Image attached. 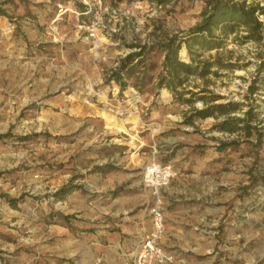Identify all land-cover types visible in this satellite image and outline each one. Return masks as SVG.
<instances>
[{"label": "rangeland", "instance_id": "rangeland-1", "mask_svg": "<svg viewBox=\"0 0 264 264\" xmlns=\"http://www.w3.org/2000/svg\"><path fill=\"white\" fill-rule=\"evenodd\" d=\"M76 2L88 6L86 17ZM0 9V264H76L78 251L87 252L82 236L110 219L149 212L152 227L159 204L165 230L169 202L190 205L180 213L191 218L196 205V245L215 255L213 264H264V185L250 182L264 177V128L259 146L254 137L247 143L213 127L222 117L185 123L189 106L166 89L120 92L106 80L121 57L138 50L133 44L188 32L201 19L203 0L165 7L155 0H0ZM232 37L201 55L233 64L212 67L204 94L239 104L230 115L240 116L256 77L252 108L264 127V39ZM179 56L188 61L185 49ZM151 57L159 63L161 53ZM200 84L191 78L187 88ZM232 139L238 143L217 150ZM151 162L175 170L156 191L143 184Z\"/></svg>", "mask_w": 264, "mask_h": 264}, {"label": "trees", "instance_id": "trees-1", "mask_svg": "<svg viewBox=\"0 0 264 264\" xmlns=\"http://www.w3.org/2000/svg\"><path fill=\"white\" fill-rule=\"evenodd\" d=\"M131 2L134 0H109V3ZM204 9L201 12L200 21L195 24L183 35L167 34L163 32L161 36L144 43L133 44L138 50L128 53L118 60L117 65L110 70L106 80L113 81L122 92L128 86L133 87L139 92L150 87L153 92L166 89L171 99L180 104L189 106V111L185 117V123L192 124L193 120L214 117L222 119L217 120L213 125L215 129L221 132L236 134L247 143H254L259 146L262 143V119H259L257 113L252 108V102L255 100L253 95L258 85L257 78L254 77L248 85L246 97L250 100L247 110L242 115H230L239 109V104L235 102L214 103L216 98L206 96L205 83L208 81V75L216 74L212 67L231 69L233 64L223 62L219 54L215 56L214 61L206 57H201L202 53L223 48L226 40L233 35L232 40L236 43L246 41L260 42L264 39V6L258 3H246L245 0H203ZM156 4L165 7L169 0H155ZM75 8L81 14V17L89 13L88 6L81 2L75 3ZM0 9V15L4 14ZM185 49L188 61L180 58L179 53ZM161 53L159 63L153 62L152 54ZM264 67L262 62L258 69ZM191 78H199L203 84L197 91L187 88ZM195 85V84H194ZM189 94V96H185ZM201 101L200 108H194L193 103ZM251 137H254L253 140ZM237 139L230 141H219L217 150L222 152L238 143ZM252 184L260 183L264 185V177L252 175L250 178ZM70 189V188H69ZM68 187L57 193L62 197Z\"/></svg>", "mask_w": 264, "mask_h": 264}, {"label": "crops", "instance_id": "crops-1", "mask_svg": "<svg viewBox=\"0 0 264 264\" xmlns=\"http://www.w3.org/2000/svg\"><path fill=\"white\" fill-rule=\"evenodd\" d=\"M182 174L183 172L177 168L175 177L178 178ZM171 189L172 186L168 189L170 193H172ZM164 205H166L165 230L159 239V244L173 254L174 259L171 264H213L215 255L213 256L208 250L201 251V247L196 245L198 241L196 205L192 206L193 218L190 214L184 216L180 213L191 211L190 205L174 202ZM151 229L149 212L140 211L120 219H110L109 223L100 230H93L92 235L82 236V239H86L87 252L81 254L80 250L78 251L76 264H133L144 238ZM204 239L210 243L207 237ZM85 246L84 244L83 247ZM199 254L204 256L198 259Z\"/></svg>", "mask_w": 264, "mask_h": 264}, {"label": "built area", "instance_id": "built-area-1", "mask_svg": "<svg viewBox=\"0 0 264 264\" xmlns=\"http://www.w3.org/2000/svg\"><path fill=\"white\" fill-rule=\"evenodd\" d=\"M174 175L175 170L171 164L151 162L144 169L143 184L156 191L166 187ZM151 213L152 231L142 243L133 264H170L173 261L172 255L159 244L164 231L163 212L159 204L153 206Z\"/></svg>", "mask_w": 264, "mask_h": 264}]
</instances>
